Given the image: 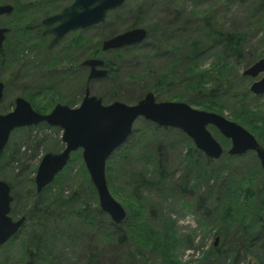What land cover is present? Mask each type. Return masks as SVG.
<instances>
[{
  "label": "rangeland",
  "instance_id": "obj_1",
  "mask_svg": "<svg viewBox=\"0 0 264 264\" xmlns=\"http://www.w3.org/2000/svg\"><path fill=\"white\" fill-rule=\"evenodd\" d=\"M70 3V0H0V5L12 4L15 8L9 16L0 18V25L9 29L2 47L7 54L0 62V82L5 87L0 114L12 111L16 98L28 101V95L48 88H54L57 104L76 108L88 88L90 95L100 98L103 105L112 102L134 105L136 99L152 93L156 102H183L193 109L219 114L248 131L257 128L264 119V95L254 96L249 91L250 85L263 75L255 79L242 76L244 70L264 58V0H125L120 8L106 15L103 24L69 33L52 50H46L44 46L50 37H40L43 30L40 21ZM26 4L31 8L20 17L16 10ZM139 9L142 17L137 19ZM136 22L146 35L151 28H158L144 40L145 45L101 51L104 40L131 30L130 26ZM23 24L36 28L29 32L37 38L35 45L19 40ZM205 25L220 32L242 34L241 57L228 58L219 47L201 49L200 45L197 58L189 63L186 56L192 50L191 43L198 39ZM91 58L101 59L108 73L104 79L87 83L89 71L80 67V63ZM71 65L73 72L64 79L63 72ZM156 81L160 85L154 88ZM222 82L226 90L214 95L215 98L203 93ZM188 100L209 102L203 109ZM155 127L137 119L127 141L106 162L108 190L126 212V218L117 226L99 209L95 190V195L91 194L92 184L80 150L70 155L65 168L49 185L52 192L59 191L66 198L75 196L77 204H86L89 211L100 213L97 212L92 223H86L80 235L76 231L78 238L65 236V242L49 241L46 247L54 249L51 264H264V212L261 227L257 226V218L248 215L258 212V203L264 196V172L255 154L228 156L230 142L209 126L207 130L223 148V155L207 168L191 169L189 146L197 151L201 161L206 158L204 154L182 132ZM23 129L11 133L4 149L13 159L0 162V180L13 183L19 197L10 206L12 220L24 217L29 203L35 201L22 193L28 181L34 180L42 157L63 149L59 128L39 124ZM155 152L167 176L163 186L137 189L134 194L130 176L140 171L155 178ZM57 177L62 178L61 186L54 184ZM31 185L36 195L34 181ZM49 186L41 193H46ZM227 188L241 191L238 193L241 196L249 191L251 200L246 206L250 209L243 218L236 214V208L242 210V202L231 203L233 194L226 195ZM228 205L235 209L226 216ZM29 225L25 218L17 235L0 246V264H24L23 239ZM46 225L55 235L63 229L53 219ZM123 234L126 237L121 239ZM216 238L218 260L209 253Z\"/></svg>",
  "mask_w": 264,
  "mask_h": 264
},
{
  "label": "water",
  "instance_id": "obj_2",
  "mask_svg": "<svg viewBox=\"0 0 264 264\" xmlns=\"http://www.w3.org/2000/svg\"><path fill=\"white\" fill-rule=\"evenodd\" d=\"M71 1L72 3L60 13L42 21L45 27L43 35L53 36L48 46L50 49L69 33L103 24L106 15L120 8L125 2V0ZM12 11L13 7L10 4L0 5V16L9 15ZM7 32L6 28H0V49ZM145 39L146 31L134 28L104 40L101 51H115L135 46ZM81 65L89 69L87 83L107 76L108 72L101 59H87ZM261 74L263 77L253 82L249 88L254 96L264 95V58L242 73L243 77L252 79ZM3 89L4 86L0 82V102L3 98ZM139 118L159 128L182 132L206 158L218 160L223 155V148L207 130L211 126L230 142L226 152L228 156L237 157L252 152L264 172V148L249 131L219 114L193 109L183 102H156L152 93H146L134 105H125L121 102L103 105L100 98L90 95L88 88H85L78 107L70 108L56 104L47 114L34 111L28 101L16 98L12 111L0 114V153L5 149L11 133L15 130L39 124L59 128L63 149L60 153H48L42 157L34 175L35 192L39 194L49 186L65 168L70 155L80 150L84 168L96 192L99 209L115 225H119L126 218V212L108 190L105 166L111 155L127 141L134 122ZM12 201L10 186L0 180V246L15 237L25 221L24 217L11 219ZM217 240L216 238L214 246H217Z\"/></svg>",
  "mask_w": 264,
  "mask_h": 264
},
{
  "label": "trees",
  "instance_id": "obj_3",
  "mask_svg": "<svg viewBox=\"0 0 264 264\" xmlns=\"http://www.w3.org/2000/svg\"><path fill=\"white\" fill-rule=\"evenodd\" d=\"M16 1H12V3L15 4ZM29 4H26V6H21L19 7L16 12H19L20 17L21 15H25L28 13L29 9L28 8ZM15 9V8H14ZM136 17L139 19L142 17V11L141 9L136 11ZM16 22V21H15ZM18 24H16L17 26ZM141 24L136 22L133 23L132 26H130L129 29L137 28ZM157 26L151 28V30L147 31L146 39L148 36L153 35V33L157 32L156 28ZM23 31L20 37V41H31L34 45L36 42V39L33 37L32 34L30 35L29 32L30 30L36 29L34 25L26 26V24H23L22 27ZM41 37V35H40ZM244 36L240 33H232V32H220L219 30L215 29L211 25H205L203 29L201 30L198 39L193 41L191 43L192 45V50L189 55L186 56V59L189 61V63H192L196 58L198 54V49H210V48H220L225 55L229 58H235L239 59L241 57V52H242V42H243ZM38 41V40H37ZM78 42V40H76ZM78 43H76L77 45ZM145 41L142 42L141 44H138L136 46H142L145 45ZM151 44H148L146 46H150ZM16 49H20L18 45H15ZM134 47V46H131ZM128 47L127 49L131 48ZM44 48L47 50V46H44ZM20 51V50H19ZM7 54L6 52H3L0 50V62L2 60V56ZM55 61V60H53ZM194 67V64H193ZM73 71L68 67L64 70L63 72V77L66 79L67 74H71ZM62 74V72L60 71ZM224 84L227 85V80L224 79ZM159 81H156V86L154 85V88L157 87ZM52 86V85H48ZM53 90L54 88H48V89H41L37 94H32L28 95V101L30 104L34 107V109L40 113H47L49 112L53 106L57 104V100H55L53 96ZM226 90L225 87H223V82L222 85H214L211 88H208L204 90L203 93H209V96L212 95V97L215 98L214 95L219 94L221 91ZM222 97V94L219 96ZM141 99L138 98L136 99L135 103L138 102ZM113 100H116L113 98ZM190 102V100H188ZM209 101H203L199 100L198 102H190L194 103L193 105L200 107V108H207L206 103ZM59 104V103H58ZM66 104H70V102H66ZM214 107V106H213ZM214 113V112H213ZM237 120H240V118H237ZM257 128H250L251 131H249L251 134L256 135V139L258 142L261 144V146H264V119L257 125ZM23 129V128H22ZM156 130H159V127H155ZM25 130V129H23ZM248 131V130H247ZM61 147V145L59 146ZM189 154H190V168H200V166H204L207 168L208 164H210L214 160H210L208 158H202V161L200 159V156L198 157L197 151L194 150V148L190 145L189 146ZM264 148V147H263ZM157 156V164L155 166V170L153 173L156 171V176L155 178L152 177L151 175L148 176L140 171H136L131 174L130 176V183L132 184V187L134 188V194H137V189H157L159 187L163 186V182L166 176L165 170L163 168L162 162L159 159V155L157 152H155ZM2 159L5 160H11L13 159V156L9 157V155L5 154L4 150L0 153V162ZM227 160H229V157H226ZM80 160V159H79ZM78 160V161H79ZM72 161V160H71ZM71 164V163H70ZM69 164V166H70ZM82 164V163H81ZM206 164V165H205ZM68 166V168H69ZM1 167V163H0ZM25 167V166H24ZM67 168V169H68ZM66 169V170H67ZM65 170V171H66ZM84 171V170H83ZM86 174V173H85ZM199 174H197V177H199ZM61 177H57V179L54 181V184L61 186L60 180ZM85 179L87 180L86 176ZM32 180L28 181V185L23 188L24 191L22 195L25 197H32L35 198V201H32L29 203V211H27L24 215L26 218V221L30 223L29 225V230L26 232L27 236H25L24 244H23V263L24 264H51V258L53 256L54 249L50 247H46V245L49 244V241H58L61 240L62 242H65V236H68V238L73 237L74 239L78 238L79 233H82L85 231V225L86 223H92L94 221V218L99 211H93V210H88L86 204L82 205L80 203H76V197L71 196L70 198H66L63 193L61 192H52L51 186H49L46 189V193H41L40 195L34 193L33 187H32ZM31 183V184H30ZM89 184V182H87ZM11 189V195L13 198V201L18 200V194L15 192V186H13V183L8 184ZM91 188V194L95 195L94 189L92 186ZM241 191H237L236 189L231 190V188H227L226 195L233 194L230 197V202H237L241 203L242 202V210H245L241 213L239 209L236 208V214L238 218H243L244 214L248 212L250 209L249 207L246 206V202L251 200V197L247 192L249 191H244L243 195H239L238 193ZM247 196V197H246ZM31 198V199H32ZM95 200V198H94ZM12 201V202H13ZM236 203V204H237ZM229 206V205H228ZM235 208L229 206L226 208V216L231 215V213L234 211ZM264 212V196L261 197V200L258 203V212L252 213L249 212V216H251L253 219L257 218V226L261 227V218H262V213ZM10 213H11V208H10ZM100 213V212H99ZM57 220L59 222L60 226L63 227L62 231L59 232V234H54L52 233L46 225V222L48 220ZM32 223V224H31ZM115 225V224H114ZM117 226V225H115ZM73 229V230H72ZM255 229H258L255 227ZM76 231L78 232V235L76 236ZM254 231L252 232V234ZM126 237V234H123L121 239ZM212 254L215 258V260L219 259L220 254L218 253V249L216 246H212V251L209 252ZM208 253V254H209Z\"/></svg>",
  "mask_w": 264,
  "mask_h": 264
},
{
  "label": "flooded vegetation",
  "instance_id": "obj_4",
  "mask_svg": "<svg viewBox=\"0 0 264 264\" xmlns=\"http://www.w3.org/2000/svg\"><path fill=\"white\" fill-rule=\"evenodd\" d=\"M51 1H54V0H51ZM71 1V0H70ZM71 3H72V1H71ZM70 3V4H71ZM69 4V5H70ZM12 7H13V11L12 12H14L15 11V9H14V6L12 5V4H10ZM68 5V6H69ZM67 7V6H66ZM65 8V7H64ZM64 8H62V9H64ZM62 9H60L57 13H55V14H52V15H50V16H48V17H51V16H54V15H57L58 13H60L61 11H62ZM117 10V9H116ZM115 11V10H114ZM112 12V11H111ZM10 15V14H9ZM9 15H2V16H0V18H2V17H7V16H9ZM48 17H46V18H48ZM45 19V18H44ZM42 21H43V19L40 21V23H39V26H41V27H43V30H42V32H41V37L42 38H49L50 37V39H49V42L47 43V49L48 50H52L53 48H49L48 46H49V43H50V41L52 40V38H53V36L52 35H43V32H44V30H45V27L42 25ZM53 26H55V25H53ZM52 26V27H53ZM97 26V25H96ZM94 27V26H93ZM0 28H4L3 26H1L0 25ZM92 28V27H91ZM7 30H8V32L5 34V39H6V36H7V34L9 33V29L8 28H6ZM89 29V28H88ZM87 30V29H86ZM79 31H82V30H79ZM77 32V31H76ZM5 39H4V42H3V44L5 43ZM60 42V41H59ZM3 44H2V47H3ZM141 44V43H140ZM57 46V45H56ZM136 46V45H135ZM2 47H1V49L0 50H2ZM131 47V46H130ZM126 48V47H125ZM123 49V48H122ZM120 50V49H119ZM83 62V61H82ZM82 62L80 63V67H82V68H86V67H83L81 64H82ZM73 65H71V66H69V68L73 71ZM76 67V66H75ZM86 69H88V68H86ZM88 71H89V69H88ZM89 73V72H88ZM93 81H96V80H93ZM3 84V83H2ZM3 86H4V84H3ZM5 88V87H4ZM3 93H4V89H3ZM2 101V100H1ZM15 101V100H14ZM27 101V100H26Z\"/></svg>",
  "mask_w": 264,
  "mask_h": 264
}]
</instances>
